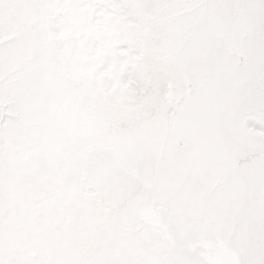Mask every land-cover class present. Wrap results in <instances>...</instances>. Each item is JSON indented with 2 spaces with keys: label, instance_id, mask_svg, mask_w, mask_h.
Listing matches in <instances>:
<instances>
[{
  "label": "snow or ice",
  "instance_id": "6c2138e0",
  "mask_svg": "<svg viewBox=\"0 0 264 264\" xmlns=\"http://www.w3.org/2000/svg\"><path fill=\"white\" fill-rule=\"evenodd\" d=\"M0 264H264V0H0Z\"/></svg>",
  "mask_w": 264,
  "mask_h": 264
}]
</instances>
